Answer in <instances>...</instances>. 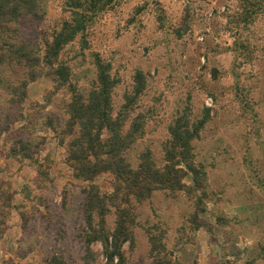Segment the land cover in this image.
Returning <instances> with one entry per match:
<instances>
[{
  "label": "rangeland",
  "instance_id": "1",
  "mask_svg": "<svg viewBox=\"0 0 264 264\" xmlns=\"http://www.w3.org/2000/svg\"><path fill=\"white\" fill-rule=\"evenodd\" d=\"M65 1L47 0L44 18L23 28L41 51L68 19ZM244 17L239 0H119L87 30L86 49L77 38L60 54L69 83L84 95L94 85L95 58L110 64L118 79L113 115L126 111L125 127L142 123L128 153L133 162L149 151L161 165L170 126L204 120L192 144L206 173L203 211L185 193L154 194L137 206L123 264H152L149 235L181 264H264V10L250 23ZM41 71L20 106L0 93V129L8 127L0 134V264H110L100 242L85 250L83 184L72 178L56 132L69 89L54 90L51 70ZM137 71L144 89L125 108ZM8 75L24 78L19 69ZM18 140H28L30 158L11 154ZM96 184L110 191L108 176ZM113 222L110 215L108 228Z\"/></svg>",
  "mask_w": 264,
  "mask_h": 264
},
{
  "label": "trees",
  "instance_id": "2",
  "mask_svg": "<svg viewBox=\"0 0 264 264\" xmlns=\"http://www.w3.org/2000/svg\"><path fill=\"white\" fill-rule=\"evenodd\" d=\"M116 1L119 0H66L63 10L68 13V19L45 41L41 51L25 37L23 28L29 22L44 18L47 0H0V93L9 97L10 107L20 106L26 98L27 84L42 74L41 68L51 70L54 90L69 89L66 120L56 132L65 143L66 164L72 178L83 184L85 250L89 255L90 244L100 242L107 262L117 260L118 264H123L122 247L133 243L137 206L159 192L185 193L195 199L200 213L206 194V173L197 163L192 145L204 120L197 128L180 119L170 126V139L164 147L161 165H157L149 151L139 153L133 162L128 153L143 136L142 123L135 120L125 127L126 111L113 115L111 95L118 79L111 76L110 64L95 58L96 77L86 95L69 83V68L59 61L62 50L77 38L86 49L87 30L97 16ZM239 1L245 23L252 22L264 10L263 0ZM16 69L23 72L24 78L15 82L8 73L14 75ZM134 81V95L125 97V108L133 104L144 89L141 71L135 73ZM7 130V126L0 129V134ZM17 153L30 158L28 140L15 142L11 154ZM104 175L108 176L109 192L96 184V179ZM10 198L8 192L6 201ZM110 215L114 216L112 229L107 226ZM147 238L152 264H181L169 258L165 246L159 244L156 237Z\"/></svg>",
  "mask_w": 264,
  "mask_h": 264
}]
</instances>
